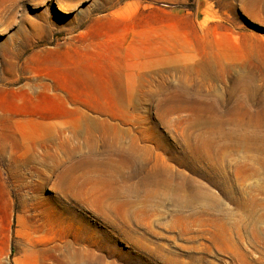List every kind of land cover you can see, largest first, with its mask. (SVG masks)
Masks as SVG:
<instances>
[{
	"label": "rangeland",
	"instance_id": "1",
	"mask_svg": "<svg viewBox=\"0 0 264 264\" xmlns=\"http://www.w3.org/2000/svg\"><path fill=\"white\" fill-rule=\"evenodd\" d=\"M0 264H264V0H0Z\"/></svg>",
	"mask_w": 264,
	"mask_h": 264
},
{
	"label": "bare ground",
	"instance_id": "2",
	"mask_svg": "<svg viewBox=\"0 0 264 264\" xmlns=\"http://www.w3.org/2000/svg\"><path fill=\"white\" fill-rule=\"evenodd\" d=\"M139 248H140V250H143V249H144L143 246H139ZM171 253H172V252H171ZM157 256H158V255H157ZM159 256H160V255H159ZM159 256H158V257H159Z\"/></svg>",
	"mask_w": 264,
	"mask_h": 264
}]
</instances>
